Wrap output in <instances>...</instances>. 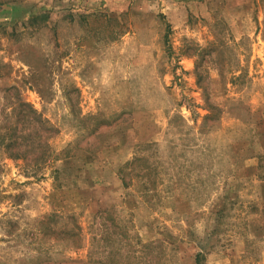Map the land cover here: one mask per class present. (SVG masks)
I'll use <instances>...</instances> for the list:
<instances>
[{"label":"rangeland","instance_id":"1","mask_svg":"<svg viewBox=\"0 0 264 264\" xmlns=\"http://www.w3.org/2000/svg\"><path fill=\"white\" fill-rule=\"evenodd\" d=\"M0 264H264V0H0Z\"/></svg>","mask_w":264,"mask_h":264}]
</instances>
